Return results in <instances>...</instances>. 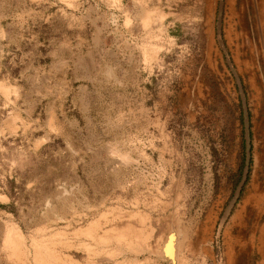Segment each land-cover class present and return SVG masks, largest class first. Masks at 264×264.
Here are the masks:
<instances>
[{"label": "rangeland", "instance_id": "374dc122", "mask_svg": "<svg viewBox=\"0 0 264 264\" xmlns=\"http://www.w3.org/2000/svg\"><path fill=\"white\" fill-rule=\"evenodd\" d=\"M0 36V264H110L134 210L138 264H264V0H0Z\"/></svg>", "mask_w": 264, "mask_h": 264}, {"label": "crops", "instance_id": "0c3cea01", "mask_svg": "<svg viewBox=\"0 0 264 264\" xmlns=\"http://www.w3.org/2000/svg\"><path fill=\"white\" fill-rule=\"evenodd\" d=\"M30 1L32 2L33 0ZM40 7L42 9L44 8L43 5ZM29 9L31 12L32 6H30ZM48 17L49 16L45 14L44 18H41V22L46 23ZM29 18L31 21H35L33 16L28 14L24 22L28 23ZM2 38L3 36H0V48ZM20 38L22 39V37ZM9 41L10 44L12 43L15 45L20 42V40L13 39L12 37H9ZM82 73L83 74H80V77L77 79L81 80V77L88 80L92 79L89 68L88 71ZM115 216L118 221L115 223L113 222L112 214V222L110 224L106 223L105 227V247L106 251H110L112 255V258L108 259V262H110V264H138L140 256L144 255L145 251L148 253V256H150V260L155 262L157 257L160 256L161 243L158 238L154 239L150 232L151 230L152 232L154 231L152 222L154 221V217L152 214H142L134 210L127 219L122 212L116 213ZM138 216L139 220L136 219ZM145 248H151V251H147Z\"/></svg>", "mask_w": 264, "mask_h": 264}, {"label": "water", "instance_id": "95a60500", "mask_svg": "<svg viewBox=\"0 0 264 264\" xmlns=\"http://www.w3.org/2000/svg\"><path fill=\"white\" fill-rule=\"evenodd\" d=\"M221 1V0H220ZM226 62L229 66H231V62H230V58L227 56V59H226ZM236 78V81H237V86H238V89L240 90V96H241V100L242 102L244 103V95L241 91V82L239 81V78L237 76H235Z\"/></svg>", "mask_w": 264, "mask_h": 264}]
</instances>
